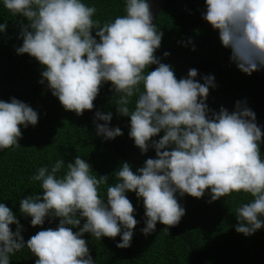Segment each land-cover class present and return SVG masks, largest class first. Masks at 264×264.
Wrapping results in <instances>:
<instances>
[{
	"label": "clouds",
	"instance_id": "obj_1",
	"mask_svg": "<svg viewBox=\"0 0 264 264\" xmlns=\"http://www.w3.org/2000/svg\"><path fill=\"white\" fill-rule=\"evenodd\" d=\"M0 4L13 18H24L19 23L22 44L15 52L39 62V83L66 111L82 116L92 110L101 87L111 82L116 114L130 118L128 135L134 145L142 154L155 150V158L135 172L123 162L113 184L108 175H93L80 155L72 162L56 159L39 167L30 179L39 183L42 195L20 199L19 211L31 217L33 227L55 218L58 226L25 241L19 219L0 202V264H11V257L24 249L37 257L35 264H96L85 233L96 240L120 236L116 246L130 247L138 220L128 192L143 201L145 226L140 231L145 236L156 231L158 222L167 226L165 232L180 223L186 210L178 196L186 194L203 198L208 193L209 203L248 194L252 199L235 208V231L248 237L264 228V131L256 113L246 101H237L233 111L210 109L214 75H204L201 83L198 70L191 68L177 79L173 67L161 62L156 52L164 33L153 23L150 0H123L124 14L103 24L94 19L95 5L85 0ZM202 18L218 31L241 72L250 76L264 69V0H205ZM7 28V21L0 24V33ZM151 65L157 67L149 71ZM94 116L95 134L104 141L123 135L120 127L110 126L111 111ZM38 120L28 103L0 99V151L20 146L21 126H36Z\"/></svg>",
	"mask_w": 264,
	"mask_h": 264
},
{
	"label": "trees",
	"instance_id": "obj_2",
	"mask_svg": "<svg viewBox=\"0 0 264 264\" xmlns=\"http://www.w3.org/2000/svg\"><path fill=\"white\" fill-rule=\"evenodd\" d=\"M85 3L95 5L97 14L94 19H99L102 24L124 14L123 0H85ZM204 11L205 0H167L156 23L158 30L164 33L156 56L173 67L177 79L185 77L197 63H202L195 68L198 70L197 79L203 83L202 77L212 74L217 85L210 88L209 108L218 112L223 106L233 111L237 101H246L264 131V88L259 94L261 70L249 76L237 68L230 59L231 50L222 45L218 31L202 18ZM21 20L24 18H13L0 4V24L8 22L6 32L0 33V99L10 101L15 97L39 113L36 126L29 125L27 129L21 126L20 146L0 151V202L17 216L27 241L38 231L55 229L59 223V218L51 223L46 219L44 225L33 227L31 217H25L19 211L20 199L35 193L42 195L39 183L30 179L39 167L51 166L56 159L72 162L80 155L91 165L93 175H108L109 184H113L115 171L127 161L113 151L108 141L95 134V123L85 112L77 116L75 112L66 111L46 84L39 83L42 67L38 61L28 54L15 52V48L22 44L19 38ZM189 38L192 43H188ZM165 52L170 55L165 57ZM156 67L151 65L148 70ZM229 78L242 93L232 86ZM110 87L111 82L101 87L95 100L96 107L98 111H111L110 126L120 127L123 132L113 140L115 146L128 159L144 165L146 159L155 158V150L149 149L142 154L134 145L128 135L130 118L116 114L112 103L114 92ZM160 136L153 139L158 140ZM261 155L264 157V144L261 145ZM129 164L134 172L142 167ZM102 187L106 189V186ZM127 196L138 220L131 246L118 248L116 244L120 236L96 240L85 233L83 238L96 264H264V228L246 237L237 233L234 227L238 222L235 208L252 199L248 194L233 193L211 203L208 202V193L203 198L187 194L182 198L178 196V202L186 210L180 223L165 232L163 229L167 226L158 222L156 231L148 236L140 231L145 226L142 199L138 200L133 192H128ZM11 227L15 231L16 225ZM36 259L24 249L11 257V264H35Z\"/></svg>",
	"mask_w": 264,
	"mask_h": 264
},
{
	"label": "water",
	"instance_id": "obj_3",
	"mask_svg": "<svg viewBox=\"0 0 264 264\" xmlns=\"http://www.w3.org/2000/svg\"><path fill=\"white\" fill-rule=\"evenodd\" d=\"M167 0H150V7H151V10L154 14V20H153V23L156 24L157 21H158V18H159V15L160 13L162 12L163 8H164V5H165V2ZM202 65V63H197L196 65H194L193 67L191 68H196L197 66H200ZM223 70V69H222ZM227 74V73H226ZM227 76L229 77V75L227 74ZM261 76H262V84H261V90L259 92V94H261V92L263 91V88H264V69L261 70ZM232 86L238 90L240 93H242L241 90L238 89V87L236 86V84L231 81V79L229 78ZM246 97H249L248 95H245ZM94 103V108L92 110H85V113L91 118V120L94 122L95 120V116H94V113L96 111H98L97 107H96V104H95V101L93 102ZM97 123H104L103 121H96ZM111 148L113 149V151L119 155L123 160L135 165V166H143V164H140V163H137V162H134L130 159H128L126 156H124L120 150L115 146L113 140H108Z\"/></svg>",
	"mask_w": 264,
	"mask_h": 264
}]
</instances>
